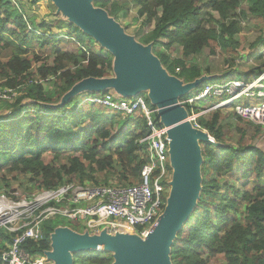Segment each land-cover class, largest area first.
I'll list each match as a JSON object with an SVG mask.
<instances>
[{"label": "trees", "instance_id": "obj_1", "mask_svg": "<svg viewBox=\"0 0 264 264\" xmlns=\"http://www.w3.org/2000/svg\"><path fill=\"white\" fill-rule=\"evenodd\" d=\"M115 1L93 3L100 9L113 3L112 16L121 11L123 5L134 4L149 24L156 20L154 29L144 37L145 45L167 40L169 45L179 44L185 57L200 54L211 44L217 43L225 50L238 46L234 38L239 33L240 21L234 12L240 7V0L211 1L208 6L218 12L219 21L211 15H208L209 20L200 18L206 0H123L119 8ZM248 2L252 16L264 21V0ZM40 39H44L43 45L49 47L50 55H56L55 64L42 66L33 75L29 72L30 57L24 55L28 54L26 47ZM69 40L75 42V52L65 47ZM261 42L264 43V39ZM3 43L4 47H13L14 55L8 61H0V78L4 80L0 90L17 91L18 95L11 100L0 98V106H7L0 107V172L30 176L36 188L43 191L71 182L72 177L81 184L96 181V174L109 178L116 172L117 158L124 171L121 177L125 178L126 173L139 183L146 163L139 154L145 150L140 141L150 134L142 111L138 112V117H130L99 104L86 103L82 107L83 100L77 98L61 106L64 97L81 82L112 77L113 55L97 52V42L71 22L58 20L53 24L36 17L27 18L16 0H0V48ZM157 57L168 74L186 84L201 78L200 70L187 66L182 59L170 62L162 53ZM52 79H55L53 86L47 89L43 82ZM206 86L201 85L196 91ZM107 94L108 91L86 94L83 99ZM146 104L156 110L149 100ZM4 108L7 111L3 115ZM214 112L209 121L200 118L199 123L218 145L205 144L202 150L199 202L177 234L170 260L172 264H212L211 260L220 255L225 264H264V184L261 182L264 152L251 145L235 149L225 145L219 124L220 112ZM152 118L162 126L157 112ZM116 125L119 128L114 132ZM45 155L53 156L55 161L46 163ZM61 156H65L66 163L58 165ZM235 172L241 174L242 180L253 184L252 190L241 193L221 185L216 179ZM68 177L70 180L65 181ZM249 183L244 186L247 188ZM243 204H246V212L231 223L230 213ZM64 221L45 222L42 226L44 241L39 245L29 241L26 250L31 254L50 251L52 235L60 227L79 233L80 228L75 223L66 225ZM186 229L189 231L184 235ZM1 237L2 244L11 240L4 232ZM4 248L3 244L0 251ZM74 259V264H112L111 256L104 251L74 254Z\"/></svg>", "mask_w": 264, "mask_h": 264}, {"label": "built area", "instance_id": "obj_2", "mask_svg": "<svg viewBox=\"0 0 264 264\" xmlns=\"http://www.w3.org/2000/svg\"><path fill=\"white\" fill-rule=\"evenodd\" d=\"M213 98L220 99L218 105L212 106L214 110L231 107L234 115L264 130V75L252 80L228 79L209 84L182 104L194 105ZM88 102L128 116L139 111L144 113L150 134L140 141L146 151L140 182L119 186L66 182L30 197H22L17 192L11 196L3 194L0 196V247L3 244L5 247L0 251L2 264H51L48 251L31 254L25 248L29 241L38 245L44 241L42 226L49 220H68L91 236L106 231L112 236L126 234L146 239L163 214L173 170L168 128L158 126L152 118L157 111L151 110L140 95L129 100L109 93L92 97ZM209 111L192 110L187 121L193 128L206 131L196 121ZM1 232L11 240L2 244Z\"/></svg>", "mask_w": 264, "mask_h": 264}, {"label": "water", "instance_id": "obj_3", "mask_svg": "<svg viewBox=\"0 0 264 264\" xmlns=\"http://www.w3.org/2000/svg\"><path fill=\"white\" fill-rule=\"evenodd\" d=\"M94 1L53 0L69 22L113 55L115 77L83 81L64 99L67 103L82 90L103 93L114 89L124 98H133L150 90L151 103L156 107L160 123L168 128L173 170L171 191L163 214L146 239L126 234L112 236L106 231L90 236L60 227L52 235L47 257L51 264H74V254L104 251L116 254L115 264H172L173 243L196 208L202 191L203 156L199 141L217 145L208 133L193 128L187 121L188 111L178 101V97L188 95L200 82L182 86V81L170 76L149 48L125 35L103 10L93 8Z\"/></svg>", "mask_w": 264, "mask_h": 264}, {"label": "rangeland", "instance_id": "obj_4", "mask_svg": "<svg viewBox=\"0 0 264 264\" xmlns=\"http://www.w3.org/2000/svg\"><path fill=\"white\" fill-rule=\"evenodd\" d=\"M21 8V11L26 15V17H36L38 20H46L53 24H56L58 20L68 21L69 19L66 15H64L58 7L55 5L53 0H16ZM37 1V2H36ZM211 1L219 2L221 0H206L205 5L203 6V11L201 13V19L209 20L208 15H211L215 20L219 21L220 16L217 11L210 8L208 4ZM36 2V3H35ZM121 2L123 0H116L117 7H120ZM109 3L108 6L103 10L107 17L110 18L113 22H115L120 29L124 32L125 35L130 37L134 40L135 43L143 46L144 48H149L151 54L154 57H157L158 53H162L170 59V62H173L176 59H182L186 62L187 66L196 67L201 72V78L198 79L200 85H209L213 83H219L221 81H226L228 79H243V80H252L260 75H264V43L261 40L264 39V21L259 20L256 17L252 16L249 12L250 4L248 0H240V7L234 12L239 15L236 19L240 21V30L239 33L235 36V40L238 42V46L236 49H223L219 45L211 44L209 47H205L200 54L191 55L190 57H185L183 48L179 44H172L169 45L167 40L159 41L157 44H148L145 45L143 43L144 37L150 33L156 24V20L152 24L147 22L146 16L139 15V7L130 4V5H123L122 10L118 11L115 16L111 15L112 7ZM93 8H97L94 3H92ZM128 9V11L126 10ZM244 13V14H243ZM243 16H242V15ZM10 28V27H8ZM57 31V30H56ZM41 35V34H40ZM44 39H40L34 41L28 49V54L25 56L30 57V62L32 63V67L30 69V73L35 75L38 69L42 66L52 67L55 64V54L50 55L48 52V46L43 45ZM258 43V44H257ZM95 50L97 52L103 51L109 52L105 47L97 43ZM258 45L257 47L255 45ZM5 44L3 43L0 48V61H8L13 55L14 50L13 47H4ZM65 47L69 51H76V45L73 40H69V43L65 45ZM65 49V48H64ZM158 58V57H157ZM1 64V63H0ZM1 67V66H0ZM170 75V74H169ZM173 77V75H170ZM115 73L112 77L114 78ZM175 77V76H174ZM177 78V77H176ZM37 79V78H36ZM106 79V78H103ZM41 80V79H40ZM55 79H52L50 82H43L44 86L47 89H50L53 86ZM181 81V80H180ZM4 82L0 78V84ZM186 83L182 81V86H185ZM198 86V87H199ZM197 87V88H198ZM197 88L192 89L188 95L184 97H178V101L182 104V102L186 99H189L197 94ZM22 90V87H20ZM72 91V90H71ZM70 91V92H71ZM108 94H114L121 99H134L139 95L146 99V101H150V90L142 91L138 96L133 98H124L119 95L114 89L106 90ZM93 91L90 90H82L77 92V94L73 95L72 99H78V101H82L81 106L83 107L88 102L87 100L83 99V95L92 94ZM18 95L17 91H1L0 90V98L11 100L13 97ZM66 97V96H65ZM64 97V98H65ZM219 98L208 99L203 102H199L194 105L185 104L182 106L189 112L192 110L194 112H203L205 110H211L209 112L204 113L199 118H197L196 123L199 122L200 118H204L206 121H209L211 115L215 113L212 106H216L219 104ZM66 103V99H63L61 102V106L63 103ZM152 104V103H151ZM0 107H7L6 105ZM6 108L2 109L1 112L3 115L6 113ZM220 112V119L219 122L220 126L222 127V137L223 142L225 145L230 146L232 148H238L240 146L244 147L247 145H251L256 147L257 149L264 152V130L252 122L238 118L234 115L233 108L231 107H223L218 110ZM197 113H194V115ZM138 113L133 115L137 116ZM132 117V116H130ZM119 126L116 125L114 128V132L118 131ZM203 128V127H202ZM206 130V129H203ZM208 133V131H205ZM209 134V133H208ZM210 135V134H209ZM211 136V135H210ZM212 137V136H211ZM213 138V137H212ZM217 144V143H216ZM218 145V144H217ZM215 145V146H217ZM199 146L201 150H203L205 144L199 141ZM146 151H141L139 154L142 158H145ZM65 156L59 157V161L57 162L58 165L65 164L66 160L64 159ZM54 157L51 155H45L46 163H52ZM115 173L110 175L109 178H104L102 175L96 174L94 177L96 181L93 182H86V185H96L103 184V185H110V186H119V185H132L137 184L138 181L132 178L130 175L125 173V178H122L121 175L124 173L123 167L121 166L120 162L115 158ZM55 161V159H54ZM55 163V162H54ZM30 176H26L23 174H15V173H1L0 172V196L6 194L8 196L13 195V193L17 192L22 197H30L35 193H38L39 189L30 181ZM69 177L65 179L68 181ZM217 181L221 185H228L231 188L235 189L236 191H241L243 193L245 190H252L253 184L246 182L245 180L241 179V174L235 172L233 174L227 176H218L216 177ZM70 180V179H69ZM76 178L72 177L71 182H76ZM261 182L264 184V176L261 178ZM245 183H249L247 188L244 186ZM234 196H232V199ZM199 202V200H198ZM198 204V203H197ZM245 205L243 204L237 210H233L230 213V220L231 223L234 221L235 217L240 219L241 215H243L245 211ZM191 217V216H190ZM66 225L72 224L68 220L64 221ZM231 223L228 225L230 226ZM73 225V224H72ZM70 227V226H69ZM155 227V226H154ZM152 228V230L154 229ZM73 228V227H71ZM80 228V226H79ZM83 228V227H82ZM81 229V228H80ZM79 229L80 234L88 233V231ZM78 230V229H77ZM151 230V231H152ZM189 230H185L184 235L187 234ZM90 235V234H89ZM91 236V235H90ZM105 254H109L112 258V264L116 263L114 253L105 252ZM75 263V259H74ZM212 264H225V259L223 256H217L211 260Z\"/></svg>", "mask_w": 264, "mask_h": 264}]
</instances>
